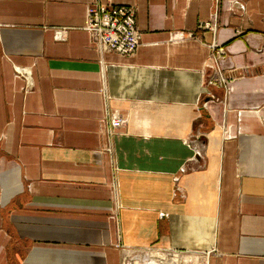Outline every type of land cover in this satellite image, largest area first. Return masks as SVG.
<instances>
[{
  "label": "crops",
  "instance_id": "obj_1",
  "mask_svg": "<svg viewBox=\"0 0 264 264\" xmlns=\"http://www.w3.org/2000/svg\"><path fill=\"white\" fill-rule=\"evenodd\" d=\"M92 1L0 0V264H264V0H98L131 55Z\"/></svg>",
  "mask_w": 264,
  "mask_h": 264
},
{
  "label": "built area",
  "instance_id": "obj_2",
  "mask_svg": "<svg viewBox=\"0 0 264 264\" xmlns=\"http://www.w3.org/2000/svg\"><path fill=\"white\" fill-rule=\"evenodd\" d=\"M219 2V0H216ZM208 29L216 30L217 24L204 23ZM87 29L90 32L92 45L100 52H115L122 55L133 54L140 44L141 31L137 25L136 7L133 5H120L111 2L94 0L87 8ZM58 39H64L65 33H57ZM224 55L222 48L212 57L216 63V70L209 79V84H224L227 82L218 69V61ZM105 83V75L102 73ZM107 124L104 133L107 139L106 149L112 152L115 135L125 123V118L118 113L107 114Z\"/></svg>",
  "mask_w": 264,
  "mask_h": 264
},
{
  "label": "rangeland",
  "instance_id": "obj_3",
  "mask_svg": "<svg viewBox=\"0 0 264 264\" xmlns=\"http://www.w3.org/2000/svg\"><path fill=\"white\" fill-rule=\"evenodd\" d=\"M126 263L127 264H132L134 261H141V262H150L153 260L152 257H150V251L148 252L147 251H142V250H139V251H130L128 253H126V255L124 256ZM158 260V258H157Z\"/></svg>",
  "mask_w": 264,
  "mask_h": 264
}]
</instances>
